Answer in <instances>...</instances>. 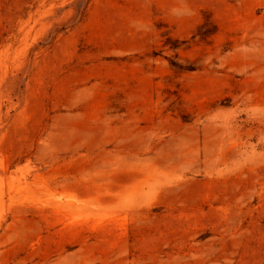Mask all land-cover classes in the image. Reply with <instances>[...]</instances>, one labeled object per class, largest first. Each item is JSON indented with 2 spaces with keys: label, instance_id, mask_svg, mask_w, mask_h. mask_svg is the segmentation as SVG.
I'll return each instance as SVG.
<instances>
[{
  "label": "rangeland",
  "instance_id": "1",
  "mask_svg": "<svg viewBox=\"0 0 264 264\" xmlns=\"http://www.w3.org/2000/svg\"><path fill=\"white\" fill-rule=\"evenodd\" d=\"M0 264H264V0H0Z\"/></svg>",
  "mask_w": 264,
  "mask_h": 264
}]
</instances>
